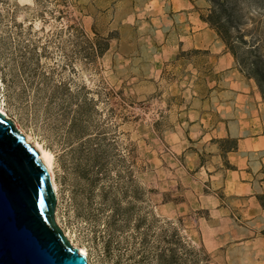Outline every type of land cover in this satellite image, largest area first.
<instances>
[{
  "label": "rangeland",
  "instance_id": "374dc122",
  "mask_svg": "<svg viewBox=\"0 0 264 264\" xmlns=\"http://www.w3.org/2000/svg\"><path fill=\"white\" fill-rule=\"evenodd\" d=\"M214 1L236 57L204 21ZM263 1L0 0V106L54 155V222L88 264H228L195 198L218 192L200 168L240 120L229 84L250 80L264 117Z\"/></svg>",
  "mask_w": 264,
  "mask_h": 264
},
{
  "label": "crops",
  "instance_id": "0c3cea01",
  "mask_svg": "<svg viewBox=\"0 0 264 264\" xmlns=\"http://www.w3.org/2000/svg\"><path fill=\"white\" fill-rule=\"evenodd\" d=\"M229 85H236V88L229 89L237 94L234 99L232 97V102L226 100L225 105L227 108L231 105L232 114L240 120L234 125L227 123L218 139H235V148L226 153L224 160L220 150L215 147L211 156L213 164L207 166L206 170L200 168L206 176L203 182L215 185L218 192L206 194L205 186H200V196L195 198L197 207L194 210L207 211L208 218L193 221L195 235L206 248L228 247V264H264V206L260 200L264 197V117L261 97L250 80L235 84L231 82ZM196 129L199 130L201 142L208 132ZM202 129L205 130V127L202 126ZM164 206L166 208L167 204ZM230 250L240 251L231 258Z\"/></svg>",
  "mask_w": 264,
  "mask_h": 264
},
{
  "label": "water",
  "instance_id": "95a60500",
  "mask_svg": "<svg viewBox=\"0 0 264 264\" xmlns=\"http://www.w3.org/2000/svg\"><path fill=\"white\" fill-rule=\"evenodd\" d=\"M45 166L0 113V264H88L54 222Z\"/></svg>",
  "mask_w": 264,
  "mask_h": 264
},
{
  "label": "trees",
  "instance_id": "16d2710c",
  "mask_svg": "<svg viewBox=\"0 0 264 264\" xmlns=\"http://www.w3.org/2000/svg\"><path fill=\"white\" fill-rule=\"evenodd\" d=\"M214 2L217 4L219 3V1L217 2L214 1ZM263 7H264V4H263ZM224 8H225L224 4L215 5V7H213V9L211 10L210 15L206 19H204V21L210 26V28L215 30L217 35L224 41L225 45L230 50V52L236 57V53L234 51L235 41L230 35L231 21L223 20L224 16H227L226 10ZM218 143L222 147H223V144L230 143L228 149H221L223 152L222 158L225 160L226 153L230 152L232 149L235 148V144H234L235 140H234V143H232L230 139H222V140H219ZM260 200L262 202V205L264 206V197H261Z\"/></svg>",
  "mask_w": 264,
  "mask_h": 264
},
{
  "label": "bare ground",
  "instance_id": "6f19581e",
  "mask_svg": "<svg viewBox=\"0 0 264 264\" xmlns=\"http://www.w3.org/2000/svg\"><path fill=\"white\" fill-rule=\"evenodd\" d=\"M0 113H2L5 118H7V115H6L4 109L1 106H0ZM25 140L35 150V152L38 154L39 160L45 166V168H46V170L48 172V175H49L50 182L52 184L54 193L57 196L58 187H57V184H56V178H55L56 175H55V171H54V166H55L54 155L52 154L51 151L46 149L40 142L32 141L31 138L28 137V136L25 138ZM65 237L68 239L69 243L71 245H73V242L69 238V235L66 234ZM77 249L82 255L87 257V251L84 248H78L77 247Z\"/></svg>",
  "mask_w": 264,
  "mask_h": 264
}]
</instances>
